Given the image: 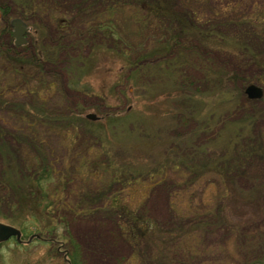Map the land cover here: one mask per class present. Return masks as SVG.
I'll list each match as a JSON object with an SVG mask.
<instances>
[{"label":"rangeland","instance_id":"rangeland-1","mask_svg":"<svg viewBox=\"0 0 264 264\" xmlns=\"http://www.w3.org/2000/svg\"><path fill=\"white\" fill-rule=\"evenodd\" d=\"M186 2L197 24L227 31L130 64L162 45L131 0H0V202L11 207L0 221L21 231L0 242V264H264V73L235 42L264 2ZM14 18L28 28L22 45ZM250 83L262 96L239 98ZM35 177L34 195L21 183ZM107 190L170 227L148 256L135 258L121 215L98 206ZM89 197L93 209H79Z\"/></svg>","mask_w":264,"mask_h":264},{"label":"trees","instance_id":"trees-1","mask_svg":"<svg viewBox=\"0 0 264 264\" xmlns=\"http://www.w3.org/2000/svg\"><path fill=\"white\" fill-rule=\"evenodd\" d=\"M102 3L103 1L107 0H94ZM111 2L112 0H108ZM121 2V0H118ZM132 3H135V6L139 9L138 17H141V21L144 24V20H146V27L148 25V32L149 36H159V41H162V45H158L155 47L157 51L150 52L149 56L145 54H142L143 56H137L132 59H129L130 64H134L135 60H145L148 59V57L157 56L156 58L160 57V54L162 53V50L164 49L163 46L167 49H165V52H168L171 50V47L174 46V44L177 46H185V44H192L198 46L200 44L201 38L205 35V33H208L209 36L214 35V31L216 32L217 28L214 29V27H207L205 22H198V24L194 21V13L187 9V0H131ZM202 0H195V3H200ZM123 2V1H122ZM264 0H261V7L263 6ZM185 4V5H184ZM112 5V4H111ZM185 7H184V6ZM229 5H226L227 7ZM231 7V6H229ZM264 6L261 10H263ZM261 12V11H260ZM260 12L253 13L251 16H249L247 19H249V24L251 25V28L253 27L254 31H248L249 34H243L244 37H246V41H235L236 44L239 46V51L241 55H244L248 57V60L253 68H255L257 71L264 73V11H262L263 15H260ZM201 19V16H198ZM197 17V18H198ZM194 18V19H193ZM199 21V20H198ZM141 22V23H142ZM193 25L198 26L197 28H193ZM163 28V29H162ZM207 28V30H206ZM223 30V31H221ZM220 31L221 34H224L225 31H227L225 28L217 30ZM237 34L235 31L233 32ZM257 36H255V34ZM202 35V36H201ZM250 35L254 38L255 42H249L248 39ZM163 36V37H161ZM230 36V35H229ZM242 36V37H243ZM156 37V38H157ZM257 40V42H256ZM174 41V42H173ZM11 43V42H10ZM165 44V45H164ZM260 46L262 48L256 47ZM163 48V49H162ZM262 49V50H259ZM40 55H36L35 59L31 62L36 61H44L48 60V58L43 57ZM32 59V58H31ZM17 60H20L17 58ZM24 62L25 60L22 59ZM29 60V59H27ZM21 61V60H20ZM29 62V61H28ZM9 63V62H8ZM12 68L18 72L20 69L16 65L9 63ZM21 68V67H20ZM20 72V71H19ZM264 83V82H263ZM243 88L242 86L237 88V93L239 95V98L243 97ZM242 100V99H241ZM84 119V118H82ZM87 121L86 119H84ZM162 171V169H160ZM14 172V169H12ZM165 172V171H164ZM6 174L0 173V191L6 190L10 187L9 182H7L5 179L2 178V176L5 177ZM157 174H153L152 178H156ZM42 178L35 177L33 182L21 183L25 187H29L30 194H36L40 193L39 187H41L42 184ZM254 186V185H253ZM20 188V187H19ZM22 189V188H20ZM40 189L44 190L43 187ZM261 192V191H260ZM7 193V192H6ZM262 193V192H261ZM47 195H43L45 198ZM112 196V197H111ZM103 197V196H102ZM104 197H106L104 199ZM102 199H98V206H107L108 208H111L115 210L117 214H119L120 219L114 217L115 222L118 223V228L123 230L122 234L126 238V240L129 243V246L132 250V254L135 258L140 259L142 257V252H145V256H148V252L150 247H152L155 243H161L162 240H164L165 236H161L162 233L165 232V230L170 229V227L165 228V230L161 229V226L157 224L154 220H152L150 217H146L145 215L142 217L140 212H137L135 209L129 207L127 204H124L120 201L118 197H113V194L110 193V190L106 191V194L104 195ZM43 199V198H42ZM18 200L14 197L10 198V204L15 203ZM4 200H1L0 202V209L8 208V204L4 203ZM96 201L94 199H91V197L85 199L84 201L81 200V203L83 205H77L72 206L68 201L65 200H59L57 204L59 207H63L65 205V208L69 211H72L74 207L78 206L81 210H89L93 209L94 203ZM53 201L49 202L48 204H52ZM96 205V204H95ZM13 206V205H12ZM9 207L8 209H10ZM62 223L64 226V221L62 220ZM246 223H248L246 221ZM53 225V224H52ZM246 226V225H245ZM242 227V226H240ZM57 228V225H54L53 228L50 227V223L46 224L44 227V231L49 232L51 234L55 233V230ZM42 230V229H40ZM255 230V229H254ZM43 231V230H42ZM53 237V236H51ZM155 257H158L156 254ZM139 261V260H138ZM70 262L71 264H77V262L74 260L73 256L70 254ZM146 262L151 264H161L159 260H140V264H145ZM154 262V263H153Z\"/></svg>","mask_w":264,"mask_h":264},{"label":"water","instance_id":"water-1","mask_svg":"<svg viewBox=\"0 0 264 264\" xmlns=\"http://www.w3.org/2000/svg\"><path fill=\"white\" fill-rule=\"evenodd\" d=\"M10 23L13 27L12 35L14 37V43L16 45L24 44L26 42L25 33L28 30L26 24L19 18L12 19ZM243 91L249 99H259L263 94L262 88L259 85L253 83L247 84ZM85 117L88 119L96 118L95 114L93 113H87ZM20 235L21 231L19 228L0 221V242L5 241L10 237H14L17 242H20ZM33 236L41 239L38 234H32L29 236L26 242H29Z\"/></svg>","mask_w":264,"mask_h":264},{"label":"flooded vegetation","instance_id":"flooded-vegetation-1","mask_svg":"<svg viewBox=\"0 0 264 264\" xmlns=\"http://www.w3.org/2000/svg\"><path fill=\"white\" fill-rule=\"evenodd\" d=\"M27 31H28V30H27ZM27 31H26V32H27ZM11 36H12V35H11Z\"/></svg>","mask_w":264,"mask_h":264},{"label":"bare ground","instance_id":"bare-ground-1","mask_svg":"<svg viewBox=\"0 0 264 264\" xmlns=\"http://www.w3.org/2000/svg\"><path fill=\"white\" fill-rule=\"evenodd\" d=\"M245 87V86H244Z\"/></svg>","mask_w":264,"mask_h":264}]
</instances>
